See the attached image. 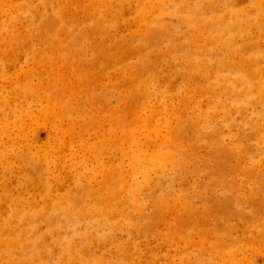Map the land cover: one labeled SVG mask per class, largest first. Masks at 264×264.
I'll return each instance as SVG.
<instances>
[{"label":"rangeland","instance_id":"rangeland-1","mask_svg":"<svg viewBox=\"0 0 264 264\" xmlns=\"http://www.w3.org/2000/svg\"><path fill=\"white\" fill-rule=\"evenodd\" d=\"M0 264H264V0H0Z\"/></svg>","mask_w":264,"mask_h":264},{"label":"bare ground","instance_id":"bare-ground-1","mask_svg":"<svg viewBox=\"0 0 264 264\" xmlns=\"http://www.w3.org/2000/svg\"><path fill=\"white\" fill-rule=\"evenodd\" d=\"M3 117H4V116H3ZM3 117H2V118H3ZM36 156H37V155H36Z\"/></svg>","mask_w":264,"mask_h":264}]
</instances>
